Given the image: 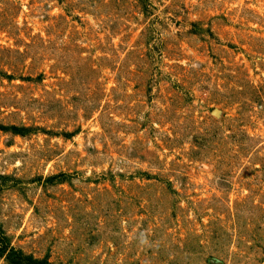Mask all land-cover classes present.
<instances>
[{
	"label": "rangeland",
	"instance_id": "374dc122",
	"mask_svg": "<svg viewBox=\"0 0 264 264\" xmlns=\"http://www.w3.org/2000/svg\"><path fill=\"white\" fill-rule=\"evenodd\" d=\"M0 264H264V0H0Z\"/></svg>",
	"mask_w": 264,
	"mask_h": 264
}]
</instances>
